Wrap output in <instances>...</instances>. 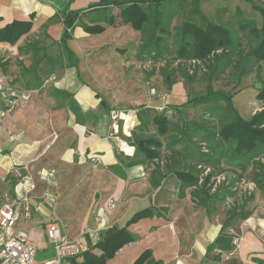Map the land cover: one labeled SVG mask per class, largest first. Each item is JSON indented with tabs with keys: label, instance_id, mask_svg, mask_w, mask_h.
<instances>
[{
	"label": "crops",
	"instance_id": "0c3cea01",
	"mask_svg": "<svg viewBox=\"0 0 264 264\" xmlns=\"http://www.w3.org/2000/svg\"><path fill=\"white\" fill-rule=\"evenodd\" d=\"M106 1L0 0V29L14 21H31L29 34L43 30L55 41L59 39L58 30L62 26L58 22L48 25L49 19L64 11L79 13L80 21L88 19L83 25H100L98 18L104 8L100 5ZM76 33L80 34L77 37L80 39L88 36L80 27H75L71 39ZM22 38L17 42L19 45L12 47L0 44L3 52L0 53V206L17 198L20 177L33 179L42 170L54 171L45 165L76 166L87 170L88 200L86 206L80 208L83 212L72 214L73 217L63 211V206L58 207L55 221L61 232L68 238L79 237L85 228L93 226L94 208L96 211L105 204L106 198L112 197L118 200V211L108 222L102 221L99 241L110 229H125L135 237L133 242L116 250L105 264H134L145 252L149 253V258L144 264H264V217L257 216V209L245 220H232L230 228L220 234L224 221L211 220L203 216L201 210L192 209L185 198L187 196L180 199L179 182L175 176L166 177L157 188H152L145 166L130 164L134 153L131 145L125 144L129 153H116L115 148L119 150L123 142L117 136L111 137L108 113L99 108L101 100L107 107L112 105L84 82L80 76L81 63L61 68L62 63L57 62L55 55L44 52L42 45H38V49L35 45H21L25 36ZM56 46L59 51L60 46ZM67 47L74 54L73 46ZM26 48L33 50L28 65L24 60L30 50L26 51ZM97 49L96 45L84 50L88 54ZM33 64H38L37 73L25 72ZM49 65L54 66L52 72L42 76L40 69H49ZM87 69L91 72L89 67ZM22 95L28 96V100H20ZM15 99L18 100L16 108L5 114L4 108ZM69 100L76 106L77 121L68 108ZM122 131L129 130L121 126ZM92 156H97L100 161L95 168L89 165ZM136 165L142 167L143 178L125 180L124 186L121 182L116 186L117 181L126 177V168ZM55 175L57 177V173ZM43 187L45 192L47 187L44 184ZM43 193L33 199L36 200L33 205L41 206ZM34 195L35 191L32 197ZM142 210L149 212V216L127 229V220ZM73 218L79 229L66 227ZM18 227L21 228L20 224ZM227 236L231 240L235 237L239 242L236 250L228 251ZM45 244L46 249L42 252L36 250L37 256H44L39 261L52 256L46 240ZM211 245L213 249L208 251ZM230 246L233 247L232 243ZM93 253L99 255L101 251L94 249Z\"/></svg>",
	"mask_w": 264,
	"mask_h": 264
},
{
	"label": "trees",
	"instance_id": "16d2710c",
	"mask_svg": "<svg viewBox=\"0 0 264 264\" xmlns=\"http://www.w3.org/2000/svg\"><path fill=\"white\" fill-rule=\"evenodd\" d=\"M150 1L108 0L100 6L127 4L129 7L121 10L123 23L130 25L134 31L143 33L149 19L141 6L147 2L150 4ZM166 1L171 0H154L159 5ZM245 1L250 3L253 10L262 12L263 9L255 6L252 0ZM239 12L235 10L234 14L237 16ZM78 18L79 13L62 11L49 19L48 25L63 21V34L60 41L65 42L70 39L67 30L71 29ZM239 22L241 24L237 26L236 31L232 29L229 31L225 26L212 23H207L204 28H200L190 22H185L175 29L176 50L171 59L175 62V67L172 69L167 65L159 70L168 89L164 100H167L170 89L177 83L181 84L184 90L185 86H190L197 80L204 82L205 93L188 98L181 106L172 107L166 102L157 112L144 108L148 110V118L145 121H139V125L131 131L130 137L126 140L134 147L130 164L145 166L149 173L150 186L157 188L166 177L175 176L179 182V198L189 197L194 209L202 208L207 211L209 204L234 198V191L229 192L221 184L220 186L216 184L218 178L224 177L226 170L222 171L223 165L238 167L241 172L248 171L250 183L262 194L264 200V77L259 79L261 89L256 90L258 111L248 120L243 119L232 105L235 93L216 92L211 87V83L220 79L228 70L233 71V76L240 82L252 72L253 67L258 69L259 64H264V21L259 29L252 21L241 19ZM31 28V21H14L6 25L0 29V44L11 47L16 45L22 37L29 34ZM81 28L89 35L104 32V28L100 25H83ZM156 30L163 31L160 27L153 28L149 39L142 43L144 47L162 40H159ZM59 46L63 49L62 55L70 61V63L61 64V58L58 57L57 62L61 64V68L75 66L77 61L67 45ZM158 58L155 53L154 59ZM51 65L49 69L46 67L40 69L42 76L52 72L55 63L54 66ZM37 67L38 64H33L25 72L36 74ZM178 68L182 78L177 82L175 73ZM220 103H224L223 108ZM193 105L204 106L208 117L216 116L218 126H212L207 122H192L188 125L186 118H181L179 115L184 109ZM7 108L8 105L4 109ZM68 108L74 113L77 121L79 115L72 100H69ZM99 108L105 113H109L111 109L102 100ZM139 117L142 119V113ZM150 128L154 129L155 134L144 137L149 133ZM140 142H143L142 146H139ZM252 201L253 196L245 198L240 206L228 209L220 234H224L230 228L232 220H245L251 216L252 210L248 206ZM148 213L142 210L133 215L130 222L146 218L149 216ZM226 238L229 245L228 251H230L234 249L230 246L232 240L228 236ZM134 240L135 237L126 233L125 229L117 231L110 229L92 249L78 258L70 259L69 264H105L114 256L116 250ZM212 246L207 248L208 251L213 249ZM94 249L100 250L101 254H94ZM148 258L149 253L145 252L134 264H144Z\"/></svg>",
	"mask_w": 264,
	"mask_h": 264
},
{
	"label": "rangeland",
	"instance_id": "374dc122",
	"mask_svg": "<svg viewBox=\"0 0 264 264\" xmlns=\"http://www.w3.org/2000/svg\"><path fill=\"white\" fill-rule=\"evenodd\" d=\"M252 1L256 4L255 6H260L263 9L262 12H260V10H253L250 3L245 0H171L163 2L160 5L157 2L155 3L154 0H151L150 4L147 2L142 4V6L140 5L149 19L145 29H143V33L136 32L130 25H125L123 23L121 19V10L128 8L129 6L127 4L119 6L110 5V8L104 7L103 10H98V14L100 11L98 23H101L102 26H106H103L106 31L101 34H87L88 36H85L86 38L83 37L80 39L77 38L80 34L76 33L77 36L75 34L73 39H71L73 29L75 27L81 28V26H83V21L86 22V20H88L85 18V20L83 19L82 21L77 20V22L72 25L71 29L67 30L70 39H67L65 42L60 41L63 34V28H61L58 30L59 39H54L55 41L47 37L42 30L40 33L25 36L21 45H35L37 49L38 45H42L41 48H44V52L55 55L54 58L56 60L58 57L61 58V63L65 64L67 62L70 63V61L62 55L63 49L60 47L61 49L58 51L56 45H72L74 49V58L77 62L81 63L79 67L80 76L85 80L84 82L89 84L98 96L109 101L110 106L112 105V107L120 110L119 112L125 115L124 121H121L118 125V133L115 136L123 142V144H120L123 152L126 153L128 151L129 153V148L125 144L129 145L126 140L129 138L130 131L133 130L135 125H139V121H145L148 118V110L144 108L147 107L157 112L160 106H163L166 102L167 105L172 107L181 106L188 98L205 93L204 82L197 80L194 84L185 86V91L182 89L181 84L177 83L170 89L167 100H164L168 93V89L160 76L159 70L167 65L172 69L175 67V62L171 60L176 50V41L174 40L175 29L185 22H190L200 28H204L207 23H212L225 26L229 31L230 29L236 31L238 28L237 26L241 24L239 22L241 19L252 21L259 29L264 21V0ZM235 10H239L240 14L236 16L234 14ZM108 19L110 22L107 23V21H109ZM62 23L63 21L60 20L61 26ZM155 27L157 29L160 27L164 31L156 30V35L159 37V40H162L155 41V43L151 45H148V40L146 44L148 46L144 47L142 43L149 39ZM110 28L116 30H111ZM96 45L99 49L94 53L88 52L87 54L84 50L88 46ZM26 49L30 50V54L27 56L26 60H24L25 64L28 65L29 62H31L30 59L32 58L33 50ZM141 52H143V54H141ZM0 53L3 52L0 51ZM155 53L159 57L158 59H154ZM96 63L97 65H95ZM101 65L104 66V68L100 69V67H102ZM88 67L91 69V72L87 69ZM257 67L258 69L253 67L252 72L241 79L240 82L233 76V71L228 70L223 73L220 79L214 80L211 83L212 89L216 92H233L236 94L232 99V105L245 120H248L253 113L258 111L259 107L258 102H256V90L258 89H255V86L260 84V89L262 87L259 79L264 77V64H259ZM65 68L67 67L65 66ZM94 68H96L97 71ZM58 70H60V68ZM181 78L182 75L178 68L175 73V81H181ZM220 106L223 108L224 103H220ZM205 110L204 106L193 105L184 109L183 113L179 116L181 118H186L188 125L192 122H207L212 126H218L216 116H206ZM141 113L142 119L139 117ZM143 113L146 114L143 115ZM168 116H171V114H168ZM121 126L122 129H128L129 131L121 132ZM125 134L129 135L125 136ZM153 134H155L154 129L150 128L149 133L145 134L144 137ZM115 151L118 153L120 150L115 148ZM45 167L54 169L55 173H57V177L55 175L57 187L54 189L49 188V192L50 190L52 192L49 199L50 203H47V200H45L40 203L41 206L39 207L33 205L32 202L36 201L33 199L40 197L45 190V187H43L44 183L39 180L37 175L34 176L32 180L36 182L35 184L37 185L35 188L36 195L30 200L31 210L33 209L32 219L30 221L21 220L18 223L20 224V229L27 233L35 249L40 252L46 249L45 231L49 229L51 225L60 229L58 222L55 221V214L58 207L63 206V211L65 213L69 212L71 216L72 214L78 215L83 212L80 208L86 206L88 200V194L86 193L88 192V173L85 168L63 165H45ZM126 170V177L122 178L121 181H117L116 186H118L120 182L124 186L125 180L130 181L143 178V169L141 166L136 165L127 167ZM222 171H225L224 178L219 184L229 192L234 191V198H226L221 202L209 204L207 211L202 208H199L198 211L201 210L202 215L211 220H222L223 222L226 212L230 207H238L245 198L253 196V201L248 207L252 212L254 209H257V216L263 218L264 200L262 199V194L250 183L248 171L241 172L238 167L227 165L222 166ZM219 184H217V186ZM185 198H188L187 201L190 202H188V204L194 209L190 198ZM108 199L109 197L106 198V201ZM118 207L119 203L115 212L110 214V217H114L118 211ZM94 213L95 208L93 210V214ZM130 219L131 217L125 223L127 229L137 223L130 222ZM74 221L73 218L72 223L66 225V227L68 226L72 230L79 229V225L74 224ZM102 221L108 222L109 220L103 219ZM231 243L234 250H236L239 242L235 237ZM41 258H44V256L41 257L38 255L36 260L39 261ZM64 264H69V261Z\"/></svg>",
	"mask_w": 264,
	"mask_h": 264
},
{
	"label": "built area",
	"instance_id": "2783aa9c",
	"mask_svg": "<svg viewBox=\"0 0 264 264\" xmlns=\"http://www.w3.org/2000/svg\"><path fill=\"white\" fill-rule=\"evenodd\" d=\"M20 100H28V96L22 95ZM17 104V99L11 101L5 110V114L12 113ZM108 117L111 137H114L117 135L118 125L121 121H124L125 115L120 113L115 107H111ZM119 150L123 151L122 146ZM99 164L98 157L92 156L89 158V165L93 168ZM38 177L47 187L41 197V201L47 200V203H50L49 199L52 192L51 190L49 192V188L54 189L57 187L55 172L42 170L38 173ZM223 178V176L218 178L216 184H219ZM16 188L17 198L0 206V264H64L70 259L78 258L98 243L102 220H108L110 214L115 212L118 205L115 198H110L106 201L105 206L96 208L93 226L85 228L81 235L76 238H68L59 228L51 225L45 231V240L51 249L52 256L44 261H37L35 247L30 242L27 233L18 227V223L21 220H31L32 210L30 200L32 199L36 186L31 177L24 176L20 177Z\"/></svg>",
	"mask_w": 264,
	"mask_h": 264
},
{
	"label": "water",
	"instance_id": "95a60500",
	"mask_svg": "<svg viewBox=\"0 0 264 264\" xmlns=\"http://www.w3.org/2000/svg\"><path fill=\"white\" fill-rule=\"evenodd\" d=\"M167 79H168V77H167ZM255 89H260V84H257L256 86H255ZM143 145V142H140L139 143V146H142Z\"/></svg>",
	"mask_w": 264,
	"mask_h": 264
},
{
	"label": "bare ground",
	"instance_id": "6f19581e",
	"mask_svg": "<svg viewBox=\"0 0 264 264\" xmlns=\"http://www.w3.org/2000/svg\"><path fill=\"white\" fill-rule=\"evenodd\" d=\"M124 149H125V151H126V148H125V147H124ZM126 153H128V151H127Z\"/></svg>",
	"mask_w": 264,
	"mask_h": 264
}]
</instances>
